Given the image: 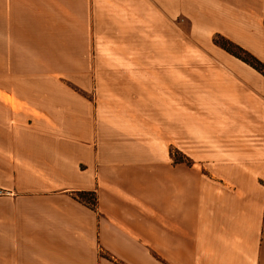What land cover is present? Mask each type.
<instances>
[{
  "label": "crops",
  "instance_id": "obj_1",
  "mask_svg": "<svg viewBox=\"0 0 264 264\" xmlns=\"http://www.w3.org/2000/svg\"><path fill=\"white\" fill-rule=\"evenodd\" d=\"M217 36L264 63V0H0V264H264V75Z\"/></svg>",
  "mask_w": 264,
  "mask_h": 264
},
{
  "label": "trees",
  "instance_id": "obj_2",
  "mask_svg": "<svg viewBox=\"0 0 264 264\" xmlns=\"http://www.w3.org/2000/svg\"><path fill=\"white\" fill-rule=\"evenodd\" d=\"M214 43L220 46L230 55L234 56L235 58L239 59L240 61L244 62L245 64L249 65L256 71L264 75V63L261 62L252 54H250L249 52H247L242 47L234 44L233 42L221 36L215 37ZM181 161H183V159H181ZM78 196L79 199L87 200L88 202L90 200L93 206H95L97 203V198L95 193L83 192L80 193Z\"/></svg>",
  "mask_w": 264,
  "mask_h": 264
},
{
  "label": "rangeland",
  "instance_id": "obj_3",
  "mask_svg": "<svg viewBox=\"0 0 264 264\" xmlns=\"http://www.w3.org/2000/svg\"><path fill=\"white\" fill-rule=\"evenodd\" d=\"M184 27H185V31L187 32V30H188V27H187V23H185L184 22ZM215 39V38H214ZM214 39H213V41H214ZM230 41V40H229ZM232 42V41H231ZM215 44V43H214ZM235 44V43H234ZM216 45V44H215ZM216 46H218V45H216ZM239 46V45H238ZM218 47H220V46H218ZM221 48V47H220ZM248 52V51H247ZM234 57V56H233ZM110 60V59H109ZM239 60V59H238ZM174 153V156H176V157H178L179 158V156H177V152H173ZM179 155V154H178ZM88 202V201H87ZM89 204H91L92 205V203H91V201L89 200V202H88Z\"/></svg>",
  "mask_w": 264,
  "mask_h": 264
}]
</instances>
